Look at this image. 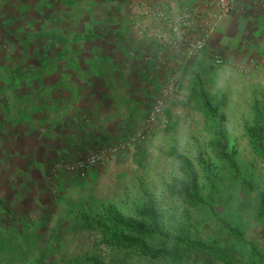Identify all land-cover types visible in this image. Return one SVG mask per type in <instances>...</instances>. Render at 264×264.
I'll return each mask as SVG.
<instances>
[{
    "label": "rangeland",
    "instance_id": "rangeland-1",
    "mask_svg": "<svg viewBox=\"0 0 264 264\" xmlns=\"http://www.w3.org/2000/svg\"><path fill=\"white\" fill-rule=\"evenodd\" d=\"M248 1L236 4L229 16ZM141 2H147L149 14L143 6L134 11L132 6ZM207 2L0 0V26L17 33L9 40L0 29V264H72V258L85 255L90 237L77 229L75 216L88 203L93 204L92 216L99 217L101 207L110 205L137 217L154 198L167 228L214 240V223L173 193L185 183L180 165L170 156L173 146L195 166L208 201L214 203L210 179L226 177L231 187L223 196L237 200L235 205L230 202L231 208H251L214 153L216 121L193 97L201 83L214 104H223L228 151L264 186V163L250 136L256 104L264 110L260 31L236 30L225 36L220 27L205 52L185 63L167 60L164 44L152 35L164 34L159 10L192 6L203 14ZM235 21L241 25L240 18ZM87 33L104 37H77ZM49 42L54 44L48 46L45 67L43 52ZM217 57L226 62L217 63ZM174 74L180 84L167 98L152 134L135 142L127 138L107 143L118 138L119 121L131 113L138 119L148 115L166 78ZM117 143L120 148L86 178L61 168L54 171L66 156H88ZM236 224L249 238L257 236L240 216Z\"/></svg>",
    "mask_w": 264,
    "mask_h": 264
},
{
    "label": "trees",
    "instance_id": "trees-1",
    "mask_svg": "<svg viewBox=\"0 0 264 264\" xmlns=\"http://www.w3.org/2000/svg\"><path fill=\"white\" fill-rule=\"evenodd\" d=\"M189 8L193 9L192 6ZM16 27L20 29L18 25ZM0 29L8 33L9 40L17 37L15 31H10V26L5 28L1 25ZM77 37H83L89 41L102 39L104 36L87 33L85 35L78 34ZM118 37L120 38L121 35ZM19 39L24 41L25 38L19 37ZM51 44L54 42H49L44 48L45 67L50 60L48 46H52ZM17 72L21 76L22 72ZM198 85L200 90L195 92L193 99L196 102H201L202 109L216 121L217 145L214 153L230 170L233 180L243 191L251 208L242 209L241 204H238L235 210L231 208L230 202L233 201V205H235L237 200L232 196L230 198L223 196L222 191L231 187V181L226 177L216 176L210 179L214 203L208 201L201 193L195 166L180 152L177 146H173L170 156L180 165L185 176L184 185L178 186L173 193L185 204L193 208L198 207L204 212L206 221H211L215 225L216 238L214 240L206 239L194 233L167 228L160 214L159 205L154 198L145 202L143 211L139 210L137 217L134 215L125 216L110 205L101 207L99 217L97 214L92 216L93 204L88 203L89 207L76 214L75 224L78 226V230L90 237L88 241L90 246L87 244L88 251L85 255L72 258V264H189L191 262L264 264V186L259 181L252 179L248 174L249 171L243 169L234 155L228 151L226 138L228 118L223 111L224 106L221 103L214 104L205 94L201 83ZM253 111L250 136L253 149L264 163V110L260 108L259 104H256ZM131 114L119 121L115 127L118 138L107 140V143L116 141V139L130 138L145 118L138 119ZM82 156L81 153L76 152L63 159L74 160ZM138 164L143 165L141 162ZM91 172L86 176L80 174H73V176L86 178ZM239 216L245 226L255 228L257 236L254 239L249 238L247 232L236 224V218ZM219 235L222 236L221 240L217 239ZM1 253L2 248H0V262L4 259L2 258L4 255L1 256Z\"/></svg>",
    "mask_w": 264,
    "mask_h": 264
},
{
    "label": "built area",
    "instance_id": "built-area-1",
    "mask_svg": "<svg viewBox=\"0 0 264 264\" xmlns=\"http://www.w3.org/2000/svg\"><path fill=\"white\" fill-rule=\"evenodd\" d=\"M242 0H208L205 10L210 8L209 15L200 13L199 8L184 7L182 9H164L159 10L158 17L164 19V34L152 32V35L161 43L169 52L176 56L180 62L185 63L188 60L198 58L205 50L221 27L224 20L229 16L236 4ZM143 6L145 14H149L147 2H141L139 5L132 6L137 11ZM216 62L225 63L223 57H217ZM180 77L178 74L167 77L160 91L158 98L152 106L148 115L141 122L139 127L130 136L129 142L144 140L148 138L158 121L162 118L165 110V102L178 88ZM120 148L117 143L113 146H106L101 151L88 156L78 157L74 160L62 161L56 164L54 171L62 169L70 174H80L86 176L96 167L102 164L109 156Z\"/></svg>",
    "mask_w": 264,
    "mask_h": 264
},
{
    "label": "crops",
    "instance_id": "crops-1",
    "mask_svg": "<svg viewBox=\"0 0 264 264\" xmlns=\"http://www.w3.org/2000/svg\"><path fill=\"white\" fill-rule=\"evenodd\" d=\"M240 7L241 11H237V13L230 15L221 25L220 29L224 32L223 35L227 36L229 31L235 33L236 30L242 32L243 34L254 30H259L260 32L258 33H260V36L262 37L261 46L264 48V0H257V2L250 0L245 4H241ZM238 18H240L241 25L237 26L235 24V19ZM230 23L234 25L228 26ZM229 34L231 35L230 32ZM219 35L220 34H218L216 37L213 36V39L214 37L216 39ZM245 36L248 37V35ZM164 57L167 58V60H176V56L172 55L166 48H164ZM123 72L125 71L123 70ZM70 83H72V81ZM96 91L98 90L96 89Z\"/></svg>",
    "mask_w": 264,
    "mask_h": 264
}]
</instances>
